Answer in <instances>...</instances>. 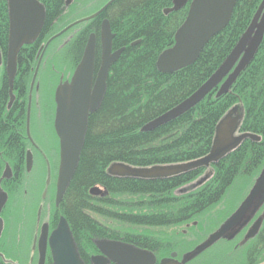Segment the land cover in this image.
<instances>
[{
  "label": "trees",
  "instance_id": "16d2710c",
  "mask_svg": "<svg viewBox=\"0 0 264 264\" xmlns=\"http://www.w3.org/2000/svg\"><path fill=\"white\" fill-rule=\"evenodd\" d=\"M38 1L45 7V20L39 39L25 50L32 58L36 44L64 24L59 17L64 0ZM261 3L264 0H236L228 24L209 39L195 62L171 73L160 72L156 59L174 44V34L189 2L177 11L164 13L172 0H114L102 13L114 34L112 48L124 49L110 68L99 108L89 114L78 165L64 195L66 214L75 218L73 223L79 232L148 247L146 238L151 237L166 253L178 248L173 242L178 238L169 240L180 228L176 227L186 220H197L224 197L235 181L252 184L264 166V34L254 57L227 93L216 96V87L168 123L150 131L141 128L206 81L247 29ZM87 35V30L79 32L64 53L66 59H72L76 46L83 48ZM6 45V7L0 4V46L4 52ZM234 107L241 114L237 133H251L260 139H243L211 165L212 173L206 181L200 178L207 173L204 167L152 179L107 173L114 163L150 167L205 156L217 123ZM6 135L7 128H0V139ZM3 162L0 160V167ZM96 185L108 194L90 195L89 189ZM115 224L122 228L115 230ZM167 228L174 230L169 236L154 230Z\"/></svg>",
  "mask_w": 264,
  "mask_h": 264
},
{
  "label": "water",
  "instance_id": "95a60500",
  "mask_svg": "<svg viewBox=\"0 0 264 264\" xmlns=\"http://www.w3.org/2000/svg\"><path fill=\"white\" fill-rule=\"evenodd\" d=\"M8 9L7 35V72L12 79L16 71V58L23 44L32 43L39 35L45 20V8L38 0H5ZM189 0H173L172 7L165 13L178 10ZM113 0H109L101 9L92 14H100ZM236 0H191L183 22L174 34V44L163 50L157 57L156 67L160 72L171 73L195 62L204 45L214 35L223 30L229 22ZM264 3L254 15L250 25L240 36L236 45L217 67V69L191 95L176 106L145 123L141 130L150 131L168 123L190 110L200 102L212 89L218 86L216 96L227 93L239 75L254 57L264 34V11L260 12ZM264 10V9H263ZM113 33L109 23L101 24V65L92 86L94 61V35L91 34L79 63L77 64L70 83L59 85L56 89L57 102L56 130L60 137V167L57 179L56 202L68 187L77 168L79 155L84 143L87 129L88 114L95 112L104 97L109 66L116 61L123 47L111 52ZM241 114L237 107L230 109L216 125L215 136L209 152L198 159L170 165H154L150 167H132L127 164L114 163L107 169L109 175L138 178H165L197 167H208L215 164L224 154L235 149L243 139L259 140L260 137L251 133H237ZM30 159H27V166ZM7 169V168H6ZM5 175V172H4ZM209 175V173H208ZM89 192L93 195L103 193V189L94 186ZM264 199V167L254 180L246 197L224 222L202 241L189 258L224 236L232 227L238 225L252 206L260 204ZM5 202V194L0 193V210ZM255 223L247 232L252 236L256 231ZM1 226V220H0ZM54 264H83L73 244L68 224L62 218L49 237ZM100 251L118 264H153L155 256L152 252L132 244L117 240L102 239L96 241ZM187 255L180 261L175 253L163 258L160 264H184ZM43 254L39 264L43 263ZM96 264V258L93 260ZM264 264V260L257 263Z\"/></svg>",
  "mask_w": 264,
  "mask_h": 264
},
{
  "label": "flooded vegetation",
  "instance_id": "af4514ba",
  "mask_svg": "<svg viewBox=\"0 0 264 264\" xmlns=\"http://www.w3.org/2000/svg\"><path fill=\"white\" fill-rule=\"evenodd\" d=\"M108 1L105 0L92 14ZM64 2L71 7L74 0ZM0 4L6 7L8 35L7 3L5 0H0ZM100 24L87 21L81 28H75L73 25L67 28L66 32L55 37V34L67 26L65 25L45 41L37 43L36 55L32 58L25 50L39 39L41 29L32 43L20 47L16 58V71L12 79L7 72V45L5 52L0 46V128H7V135L4 139H0V160L4 161L0 167V193L4 192L6 195L0 210V264H39L41 254L44 256L42 264H54L49 237L62 218L68 224L73 244L83 264H94L92 259L95 258L96 264H118L100 251L96 241L102 239L124 241L97 236L94 232H79L73 223L75 218L68 216L65 211L63 200L66 190L56 202L61 148L60 137L55 127L58 107L55 93L60 84L71 80L82 54L70 62L66 61V56L61 55L64 67L53 72H47L48 65L49 68L51 65L47 55L45 56L51 41L52 43L62 41L59 47L63 48L73 44L81 30L98 32L94 33L96 53L92 72L93 86L101 62ZM28 154L31 157L29 166L26 160ZM15 159H18V163ZM6 168H9V173H6ZM257 202L256 200L238 225L190 259L188 258L195 248L234 210L217 222L213 229L192 247H189V243L180 242L177 243V249L163 253L156 244L157 241L151 237L146 238L150 247L125 243L152 252L156 259L153 264H160L161 259L170 257L172 253H175V259L178 261L186 254L187 260L184 264H192L196 261L194 259L202 254L210 251L208 254L210 255L216 250L220 251L222 256L231 257L243 250L245 255L240 264H256L264 260V199L260 204H256ZM255 223H257L256 231L252 236H247L248 230ZM182 225L184 235L199 227L195 219L186 220ZM212 258L210 257L209 260ZM237 262L226 260L223 264H239Z\"/></svg>",
  "mask_w": 264,
  "mask_h": 264
},
{
  "label": "rangeland",
  "instance_id": "374dc122",
  "mask_svg": "<svg viewBox=\"0 0 264 264\" xmlns=\"http://www.w3.org/2000/svg\"><path fill=\"white\" fill-rule=\"evenodd\" d=\"M103 2H105V0H84L83 3H82V4H84V6H83L84 9H82V6L80 7V9H82L83 11H87L88 13H90V12L92 13ZM67 23H69V22H67V21L65 22V20H64V24L62 26L64 27ZM60 28H62V27H60ZM57 45L58 44H56V49H55V44L53 45V43L51 41L48 44V48L45 51V56L48 54V58L47 59L50 62V65H51L50 68H49V65H48V68H49L50 72L51 71L53 72L54 70L57 71L58 69H63V67H64L63 63H62L61 55L59 56L60 51H58V47L60 46V44L58 46ZM65 60L66 59H64V61ZM207 173H205L206 175L202 174V176H200V178H203V181H206L208 179ZM252 184H253V182H252ZM251 185L248 186L247 181H244V180L235 181L232 184V186L227 189L224 197L219 202H217L216 204L208 207L203 212V214L201 216H199V218H197V222L199 223L198 229L191 230V232H189V233L186 232L187 235L183 234V231H182V230H184V228H183L184 226L183 225L176 227V228L180 227L176 231L172 230L171 228L154 229V230L162 231L167 236H169L174 231V232H176V233H174L175 236L171 237V239H169V240L178 238V240H174L173 242L174 243L182 242L183 244L189 243L190 244L189 247H192L196 243L201 241L213 229V227L217 224V222H219L224 217L229 215L235 209V207L238 206V204L247 195V192L249 191ZM185 186L186 185H184L183 187H185ZM108 224H110V223H108ZM120 226L121 225L118 226L117 224H115L114 229L119 231L120 228H122ZM173 242H171V243L173 244ZM158 245L162 246L160 244H158ZM179 251L181 252L180 249H179ZM209 252H207L205 254H202L197 259H194L196 261L194 263H192V264H223V262L226 261V260L234 262V263L238 261L237 263L240 264V262L243 259V256L245 255L243 253V250L242 251L240 250V251H238V253H235L234 257L227 256V255H223L222 256V253L220 251H217V250H216V252L211 253L210 255H208ZM210 257L211 258L214 257V258L209 260ZM206 259H208V260L206 261Z\"/></svg>",
  "mask_w": 264,
  "mask_h": 264
},
{
  "label": "bare ground",
  "instance_id": "6f19581e",
  "mask_svg": "<svg viewBox=\"0 0 264 264\" xmlns=\"http://www.w3.org/2000/svg\"><path fill=\"white\" fill-rule=\"evenodd\" d=\"M65 1V0H64ZM67 1H69V0H67ZM83 1L84 0H74V3H73V6H67L66 4H65V2L63 3V7H62V11H61V14L59 15V17L60 18H62L63 20H65V22L67 21V22H69V23H67L66 25V27H64L63 28V26L61 25V27L63 28V29H61L60 30V32L59 33H57V34H55L54 36L55 37H57V36H59L61 33H63V32H66V30H67V28H69V27H71V26H75V28H81V27H83V23H85V22H87V21H90L91 23H94V24H96L97 22L98 23H101L102 24V22L104 21V20H107L108 21V23H109V26H110V22H109V20L106 18V16L104 17V16H102V14L100 13V15H95V16H92V13L90 12V13H88L87 11H83L82 9H84V4H82L83 3ZM114 1V0H113ZM172 2H173V0H172ZM189 3L191 2V0H189L188 1ZM107 3V2H106ZM105 3V4H106ZM112 3V2H111ZM110 3V4H111ZM77 4V5H76ZM104 4V5H105ZM109 4V5H110ZM262 4V3H261ZM103 5V6H104ZM108 5V6H109ZM82 6V9H80V7ZM102 6V7H103ZM108 6L102 11V13L108 8ZM188 6H189V4H188ZM101 7V8H102ZM172 7V6H171ZM184 7V6H183ZM260 7V6H259ZM259 7H258V9H259ZM45 8V7H44ZM100 8V9H101ZM170 8V7H169ZM169 8H166V9H164L163 10V12L164 11H166V10H168ZM234 8V7H233ZM257 9V10H258ZM263 9H264V7H263ZM261 10V12H260V18H261V16H262V14H263V11L264 10ZM179 10V9H178ZM173 11H177V10H173ZM233 11V10H232ZM97 12V11H96ZM169 12H172V11H169ZM169 12H167V13H169ZM257 12V11H256ZM256 12H255V14H256ZM165 13V12H164ZM94 14V13H93ZM254 14V15H255ZM254 17V16H253ZM253 17H252V19H253ZM252 19H251V21H252ZM230 20V19H229ZM58 19L57 20H55V22H57L58 23ZM251 21H250V23H251ZM100 24V25H101ZM8 25V24H7ZM250 25V24H249ZM248 25V26H249ZM101 27V26H100ZM248 28V27H247ZM111 29V28H110ZM81 31H83V30H81ZM80 31V32H81ZM88 31V34L91 32V31H89V30H87ZM101 31V30H100ZM100 31H99V37H100ZM112 32V31H111ZM95 32H92V33H90L89 35H87L88 37L86 38L87 40H88V38H89V36L91 35V34H93L94 35V43H95V34H97L98 32H96L95 34H94ZM113 37H114V34H113ZM112 40H113V38H112ZM239 40V39H238ZM62 41H57V42H54L53 43V45L55 44V49H56V44H60ZM238 42V41H237ZM236 42V43H237ZM236 43H235V45H236ZM57 45V46H58ZM234 45V46H235ZM205 46V45H204ZM233 46V47H234ZM62 47H58V51H60V53H59V56L60 55H64V53L66 52H68V50L67 49H69V46L67 45V46H65V47H63L62 49H61ZM84 48H85V46H83V48H81L80 46H76L75 47V55L72 57V59H74V58H77L79 55H81V54H83V51H84ZM121 48V47H120ZM120 48H117V49H113L112 48V44H111V52H114V51H116V50H118V49H120ZM67 50V51H66ZM100 58H101V43H100ZM95 53H96V45L94 44V57H95ZM121 54V53H120ZM120 56V55H119ZM118 56V57H119ZM52 59V58H51ZM72 59H70V60H66L67 62H70V61H72ZM94 59V58H93ZM118 59V58H117ZM117 59H116V61H117ZM157 60V59H156ZM115 61V62H116ZM115 62H113V63H115ZM112 63V64H113ZM112 64L109 66V69H108V73L110 72V68H111V66H112ZM100 65H101V62H100ZM93 68H94V61H93ZM99 68H100V66H99ZM99 68H98V70H99ZM47 72H50L49 71V68H47ZM74 73V72H73ZM97 76V75H96ZM107 77H108V74H107ZM96 79V78H95ZM224 81V79L218 84V86L219 85H221V83ZM71 82V80L69 81V82H64V83H62V84H60V85H63V84H65V83H70ZM218 86H217V89H218ZM106 91V90H105ZM105 94V93H104ZM173 108V107H172ZM170 110V109H169ZM168 111V110H167ZM228 113V112H227ZM226 113V114H227ZM225 116V115H224ZM87 130V129H86ZM85 138V137H84ZM82 149V148H81ZM229 152H227L226 154H228ZM226 154H224L221 158H223ZM30 159V163H31V157H30V155L28 154V156H27V159ZM220 158V159H221ZM26 159V160H27ZM219 159V160H220ZM218 160V161H219ZM217 161V162H218ZM216 162V163H217ZM215 163V164H216ZM122 164H124V163H122ZM210 166V165H209ZM204 167V169H205V171L206 172H210V173H212L211 171H210V168H211V166L210 167ZM110 167V166H109ZM108 167V168H109ZM201 167H203V166H201ZM140 168H143V167H140ZM208 170V171H207ZM10 172V170H9V168H7L6 169V173H9ZM185 172V171H184ZM181 173H183V172H181ZM1 178H3V176L1 177ZM147 179H149V178H147ZM152 179V178H151ZM97 186V185H96ZM94 187V186H93ZM99 187V186H98ZM92 188V187H91ZM67 189V188H66ZM90 190V189H89ZM89 194L90 195H93V194H91L90 192H89ZM108 194V192L106 191V190H104L103 189V193L101 194H98V195H107ZM5 197H6V195H5ZM65 202L63 201V204H64ZM65 205V204H64ZM65 208H66V205H65ZM259 263V262H258ZM257 264V263H256Z\"/></svg>",
  "mask_w": 264,
  "mask_h": 264
}]
</instances>
